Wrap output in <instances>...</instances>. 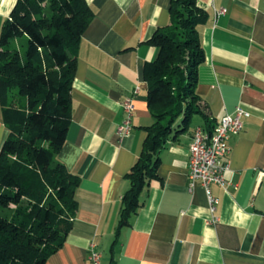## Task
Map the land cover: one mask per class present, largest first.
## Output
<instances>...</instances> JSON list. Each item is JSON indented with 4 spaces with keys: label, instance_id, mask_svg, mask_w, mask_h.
I'll return each instance as SVG.
<instances>
[{
    "label": "crops",
    "instance_id": "1",
    "mask_svg": "<svg viewBox=\"0 0 264 264\" xmlns=\"http://www.w3.org/2000/svg\"><path fill=\"white\" fill-rule=\"evenodd\" d=\"M86 1L95 16L79 45L71 121L58 155L81 178L79 209L66 242L45 264H92V243L101 264L112 258L115 264H264V0H198L209 18L199 26L205 61L197 93L211 126L198 115L166 143L159 179L146 187L142 206L117 239L125 174L154 121L144 67L158 48L148 40L170 23L171 0ZM16 2L0 0V29ZM131 96L132 130L120 138L122 102ZM237 106L250 117L229 139L231 184L212 187L219 200L213 223L204 189L197 183L189 191L190 144L196 126L213 129ZM8 132L0 100V149Z\"/></svg>",
    "mask_w": 264,
    "mask_h": 264
},
{
    "label": "trees",
    "instance_id": "2",
    "mask_svg": "<svg viewBox=\"0 0 264 264\" xmlns=\"http://www.w3.org/2000/svg\"><path fill=\"white\" fill-rule=\"evenodd\" d=\"M169 12L170 23L148 40L158 48L144 67L154 121L125 174L116 239L159 179L166 143L195 115L212 123L197 93L205 61L199 26L209 13L198 0H171ZM94 16L86 0H17L1 26L0 100L9 132L0 149V264H45L73 228L81 178L58 155L71 121L79 45Z\"/></svg>",
    "mask_w": 264,
    "mask_h": 264
},
{
    "label": "built area",
    "instance_id": "3",
    "mask_svg": "<svg viewBox=\"0 0 264 264\" xmlns=\"http://www.w3.org/2000/svg\"><path fill=\"white\" fill-rule=\"evenodd\" d=\"M138 93L135 89L134 94ZM124 119L118 125L120 138L126 137L132 130V119L135 113L134 97H127L122 102ZM250 117V113L241 106H237L231 114L222 116L213 129L208 130L203 125L194 128L190 144L189 161V191L193 192L197 183L204 189L208 207L213 215L211 222L215 223L219 218L215 215L218 198L214 195L212 187L218 185L226 188L231 184L226 177L229 171L227 157L230 153L229 139L232 135L240 133L244 126V119ZM101 252L95 243L89 248V260L92 264H101Z\"/></svg>",
    "mask_w": 264,
    "mask_h": 264
},
{
    "label": "rangeland",
    "instance_id": "4",
    "mask_svg": "<svg viewBox=\"0 0 264 264\" xmlns=\"http://www.w3.org/2000/svg\"><path fill=\"white\" fill-rule=\"evenodd\" d=\"M197 117H198V115H195V116L193 117L192 123H193V121H194ZM105 257H107V253H105Z\"/></svg>",
    "mask_w": 264,
    "mask_h": 264
}]
</instances>
